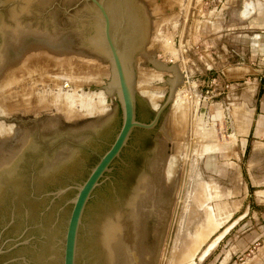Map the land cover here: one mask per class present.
<instances>
[{"label":"water","instance_id":"water-1","mask_svg":"<svg viewBox=\"0 0 264 264\" xmlns=\"http://www.w3.org/2000/svg\"><path fill=\"white\" fill-rule=\"evenodd\" d=\"M148 29L140 0H0V264H155L167 206L145 133L109 168L183 81L149 57L167 93L154 110L136 93Z\"/></svg>","mask_w":264,"mask_h":264},{"label":"rangeland","instance_id":"rangeland-1","mask_svg":"<svg viewBox=\"0 0 264 264\" xmlns=\"http://www.w3.org/2000/svg\"><path fill=\"white\" fill-rule=\"evenodd\" d=\"M140 1L149 16V29L145 47L135 59L136 93L148 106L138 91L142 84L164 97L167 93L163 82L171 75L149 64L146 52L186 71L177 91L189 106L183 103L188 119L179 136L185 146L180 156L191 164L189 180L183 188L185 172H179L170 191L155 264L166 263L175 219L172 245L181 247L206 211L216 225L193 257L194 264H264V0H166L159 17L152 8L165 0ZM170 10L176 17L168 16ZM166 39L172 41L174 55L161 49ZM147 71L161 73L163 80L146 78L143 83ZM169 112L170 106L155 132L158 140L147 146L146 178L154 176L161 144L172 145L173 130L165 126ZM197 134L203 138L195 139ZM190 141L202 143L200 156L184 149ZM167 148L165 156L171 153ZM197 188L205 192L202 206L193 199Z\"/></svg>","mask_w":264,"mask_h":264},{"label":"bare ground","instance_id":"bare-ground-1","mask_svg":"<svg viewBox=\"0 0 264 264\" xmlns=\"http://www.w3.org/2000/svg\"><path fill=\"white\" fill-rule=\"evenodd\" d=\"M177 1L178 0H176V2ZM165 2H166V0L163 1V3L162 2L161 3L158 2L159 4H155L153 6V8L151 7L152 8V12L154 13V16H155V14L158 16V15H161L163 13L164 7H165V5L167 3V2L166 3ZM168 3H167V5H168ZM152 12L150 13L151 15L153 14ZM170 12H171V10H170ZM178 13H176V14H178ZM170 14L171 15L168 14V16H173L174 17L175 16L174 15L175 14V11L174 12H171ZM166 18L167 19H170L171 17L170 18L169 17H166ZM165 41H166L165 43L162 41L164 44L161 43L162 44L161 45L162 46L161 49L163 48V51L168 52L171 55H174L175 54V48L173 46L172 41L170 39H166ZM158 45H159V43H158ZM158 45L156 44V46H158ZM144 54H145V57H148L149 58V56H148V54H146V52H144ZM139 59H141V58H139ZM150 72H152V70ZM182 73H183V71H182ZM141 74L144 75L143 72H141ZM160 74H159V72L156 73V74H152V73H149L147 71V73L145 72V75L143 76V78H145V79H142V81H143V83H145L144 81L147 82V79L148 80L149 79H155V80L162 79L163 76L160 75ZM183 75H184V73H183ZM184 78H185V75H184ZM142 85H141L140 89L138 90V91H140L139 92L140 95H142L147 100L149 106L152 107L151 109H153V110L154 109H157L159 107V105L161 104V101L163 100L164 96L163 95H160V94H157V93H155L153 91H150L149 89L146 88L145 84H144V86H142ZM178 91L176 90L175 95H174V99H173V101H172V103L170 105V112H169L168 119H167L168 122L166 121V123H168V124L165 125V126L168 125V127L173 130V132H172L173 133V137L171 138L172 139L171 140L172 141V145L170 147H168L170 149L169 151L171 153L168 152V154L165 156V150H166L167 147L165 146V144L162 143L161 144V147L158 149V152H157L158 153V156H156L157 158L155 159V162H154V165H153L154 176H151L149 178H146V183H145L146 189L149 192V194L152 195L157 200H159L160 202H162L163 204H166L167 203V207H169L168 206V202H167L170 199L169 196H170V194L173 193V192L171 193L170 191L173 188H175V185H176V183L178 181L177 179H178L179 172H181V171L185 172V178H184V183H183V188H184V186L188 183V180H189V170L191 168L190 167L191 166L190 162L186 161L188 163H187V166H185L186 165V162L183 160L182 156H180V150H182V148L185 147V146H183V144L181 143L182 141L181 142L179 141V136H181L180 131L183 132L182 126H183L184 122L187 121L185 119H188L186 117V114H188V113L185 112V110L187 111L188 109H185L184 110V104H186L187 102L184 103L183 101H181V100H185V99H181V97L178 95ZM186 106L189 107L188 104H186ZM167 131L170 132V130H167ZM167 131L164 132V133L166 134ZM193 131H192V134H193ZM195 132H196V130H195ZM168 134H170V133H168ZM199 134H201V133H199ZM199 134H197L198 136L197 135L194 136V138L195 139H198L201 136V135L199 136ZM194 135H195V133H194ZM165 137H167V136H165ZM191 137H192V135H191ZM177 139H178V141H177ZM205 139H208V138H205ZM190 142H189V144H190ZM201 142H203V141H201ZM201 144L202 143H199V142L198 143H192L191 145H189V146L186 147V148L189 147L188 149H186V148H184V149L187 150V152L194 153V154H197L198 155L202 151ZM198 156H200V154ZM161 164H162V166H161ZM183 172H182V174H183ZM203 190L197 188V190L195 191V193L193 195V199H194L195 203H197L199 206H202L204 204V201H205V192ZM168 197H169V199H168ZM180 199H181V197H180ZM180 203H181V200H180ZM174 206L176 207V205H174ZM203 218L204 219L200 222V224L197 226V228H195V231L193 233H190V234L188 233L186 235V237L184 238V240L181 242V244H182L181 247H177L175 243H173V245H172L173 238L175 236V232H176V228H177V219L178 218L175 219V222H174V225H173V229L171 231L169 243L166 242V243H168V247H167L168 250H167V254L166 255H168V253H169V255H168V257L166 256L167 260H166V263L164 262V264H173V263L175 264L176 262H178L177 260H181V261H183V260L184 261L189 260L190 262L188 264H194V262H193V259L194 258L193 257L196 255V252L198 251L200 245L205 241V239L207 238V236L210 234L211 230L216 225L215 222H214V220H213V218H212V216H211V214L209 212L206 211L204 213V217ZM213 244H215V243H213ZM171 246H172V249L169 252ZM158 263L161 264V262H159V261H158Z\"/></svg>","mask_w":264,"mask_h":264},{"label":"flooded vegetation","instance_id":"flooded-vegetation-1","mask_svg":"<svg viewBox=\"0 0 264 264\" xmlns=\"http://www.w3.org/2000/svg\"><path fill=\"white\" fill-rule=\"evenodd\" d=\"M139 111H140V103H139V100L137 99V103H136V119L137 120H139V121H143V122H149L152 118H153V114H150L146 119H141L140 117H139ZM163 116V115H162ZM162 116H161V118L159 119V121H158V123H157V125L153 128V129H150V130H144V129H140V128H135V129H133L132 131H131V134H130V136H129V139L127 140V144H126V146H124L123 148H122V150H121V152L119 153V156L118 157H116L112 162H111V164L109 165V168H111L112 167V165L114 164V162L123 154V152L126 150V149H131V150H133V151H135V152H137V153H142L143 154V152L145 151V149L144 148H139V147H135V146H133V145H131V143H130V138L132 137V134H133V132L134 131H136V130H138V131H141V132H143V133H145V137H143V142L145 141L148 145H151L152 143H156V141L158 140V138H157V135H156V130H157V128H158V126H159V123H160V121H161V119H162ZM120 126H121V123H120V125H119V127H118V129H117V131H116V133H115V135H114V137H113V139H112V141L110 142V144L114 141V138H115V136H116V134H117V132H118V130H119V128H120ZM110 144L108 145V147H107V149L109 148V146H110ZM106 149V150H107ZM105 150V151H106ZM104 151V152H105ZM103 152V153H104ZM102 153V154H103ZM141 154V155H142ZM98 161V160H97ZM106 174H107V172L106 173H104V177L106 176ZM104 177H103V179H104Z\"/></svg>","mask_w":264,"mask_h":264},{"label":"crops","instance_id":"crops-1","mask_svg":"<svg viewBox=\"0 0 264 264\" xmlns=\"http://www.w3.org/2000/svg\"><path fill=\"white\" fill-rule=\"evenodd\" d=\"M247 6H248V5H247ZM184 72H186V71H184ZM184 72H183V73H184ZM186 74H187V73H186ZM185 78H186V75H185Z\"/></svg>","mask_w":264,"mask_h":264}]
</instances>
